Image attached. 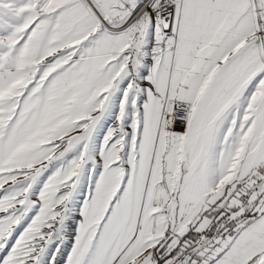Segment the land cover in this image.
Returning <instances> with one entry per match:
<instances>
[{
	"label": "snow or ice",
	"instance_id": "6c2138e0",
	"mask_svg": "<svg viewBox=\"0 0 264 264\" xmlns=\"http://www.w3.org/2000/svg\"><path fill=\"white\" fill-rule=\"evenodd\" d=\"M0 264H264V0H0Z\"/></svg>",
	"mask_w": 264,
	"mask_h": 264
}]
</instances>
